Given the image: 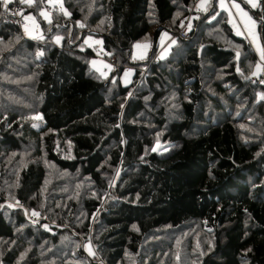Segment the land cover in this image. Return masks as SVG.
<instances>
[{"label": "trees", "instance_id": "1", "mask_svg": "<svg viewBox=\"0 0 264 264\" xmlns=\"http://www.w3.org/2000/svg\"><path fill=\"white\" fill-rule=\"evenodd\" d=\"M51 1L36 39L0 3V264H264V83L218 0Z\"/></svg>", "mask_w": 264, "mask_h": 264}, {"label": "rangeland", "instance_id": "2", "mask_svg": "<svg viewBox=\"0 0 264 264\" xmlns=\"http://www.w3.org/2000/svg\"><path fill=\"white\" fill-rule=\"evenodd\" d=\"M49 3L51 0H45ZM57 1V0H56ZM62 1V0H60ZM11 2L14 1H9L7 5H10ZM17 5V3H14L11 11H10V15L13 19V21L16 23V25L24 32V34L28 37V38H42V30L37 22V20L35 19L34 16L32 15H24V12L26 11V8H20L17 7L16 10L18 8H20V10L18 11V13H23L22 15L19 14V17L21 18H27V26H25L24 28H21L17 22L15 17L11 14V12L13 11V9L15 8V6ZM52 5V4H51ZM252 10H254V8L252 7ZM226 12V11H225ZM227 13V12H226ZM46 14V13H45ZM228 14V13H227ZM24 15V16H23ZM50 14H47V16H49ZM229 16V15H228ZM252 17V14L250 15ZM29 17H31V19H28ZM253 21H255V26H257L256 29H253L250 27L249 30H251V32H249V37L250 40L252 42V44H258L260 43V39H261V35L258 31V27L260 25L259 21L252 17ZM239 21V22H238ZM232 20V24L233 27L235 29V32L242 36V24L244 27H246V24L243 22V20ZM57 38H59V42H61V37H56V41ZM88 42H92L93 45L95 46V53H96V57L89 59L88 64L90 65V67L92 69H95L96 71H98L103 77L108 78L111 76V74L113 73V64L110 62V60L106 57V55L104 54V50L102 48V40L100 39H88ZM150 36L145 38L142 42H138L137 44H135V46L133 47V59H138V60H146L149 57L150 51H151V43H150ZM175 40L174 37L169 34L168 32H164L162 34V37L160 39L159 42V52L157 55V58L159 59H164L168 56L172 46L174 45ZM139 46V47H138ZM264 48V47H263ZM261 49V48H260ZM135 72H136V68H130L127 71H125L122 75H121V81L122 84L125 86H129L131 85V82L135 76ZM87 250L89 252V254L93 257L95 254V250L94 247L92 245H88L87 246Z\"/></svg>", "mask_w": 264, "mask_h": 264}, {"label": "crops", "instance_id": "3", "mask_svg": "<svg viewBox=\"0 0 264 264\" xmlns=\"http://www.w3.org/2000/svg\"><path fill=\"white\" fill-rule=\"evenodd\" d=\"M9 1H17V0H9ZM59 3L61 2L60 0H57ZM52 2V1H51ZM55 2V1H54ZM255 2H257V0H255ZM204 5V7H201V5ZM209 4V0H202L198 3V5L201 8H205L207 5ZM218 4L221 10H224L228 13L230 20H243V22L246 24V27L243 26L242 24V36L246 37L251 45V47H253V49L256 51L258 58H259V72L261 73L263 65L262 62H264V60H261V55H260V51L258 50V47L260 50H264V40L262 37V32H260V30L258 29L260 35H261V39H260V43L258 44H252L250 37H249V32H250V27H252V23L248 20V17L251 18V21H253V18H256L252 13V6L251 3L248 2V0H218ZM221 4L224 5V7H221ZM233 4H238L239 5V9H237L236 7H233ZM251 9V10H250ZM259 4L258 7H255L254 10H259ZM242 10V11H241ZM243 13H247V17H245ZM44 18L47 16V14L42 13ZM252 14V17L250 16ZM49 18V17H48ZM25 19L27 20V18L25 17ZM239 22V21H238ZM249 28V29H248ZM257 26H255L253 29H256ZM260 75V74H259Z\"/></svg>", "mask_w": 264, "mask_h": 264}, {"label": "built area", "instance_id": "4", "mask_svg": "<svg viewBox=\"0 0 264 264\" xmlns=\"http://www.w3.org/2000/svg\"><path fill=\"white\" fill-rule=\"evenodd\" d=\"M18 1V0H17ZM202 1V0H199V2ZM257 3L259 4V7H260V10L262 11V15H263V12H264V0H257ZM34 2L29 4V3H20L18 2V4L15 6V8L13 9V11L11 12V14L15 17L16 19V22L17 24L21 27V28H24L25 26H27L26 24V21H25V18H21L19 17V14H18V11L20 10V8L22 7L23 9L25 7H28V8H31L33 6ZM17 7H20L16 10ZM42 12L43 13H46V14H50L51 13V8L48 4L47 1L43 0V8H42ZM189 26V20H187L185 23H184V26H183V29L181 30L180 32V35L181 37H187L188 36V31H187V28ZM88 47L89 48H93L94 45L92 42H88ZM110 62L113 64L114 66V60H110ZM262 65H263V68H262V71L260 73V75H257V76H253L252 79L259 83V84H263L264 83V62H262ZM116 71V70H115ZM29 217L32 221H34L35 223L38 222L40 220L39 216L38 215H33V212H30L29 213Z\"/></svg>", "mask_w": 264, "mask_h": 264}, {"label": "snow or ice", "instance_id": "5", "mask_svg": "<svg viewBox=\"0 0 264 264\" xmlns=\"http://www.w3.org/2000/svg\"><path fill=\"white\" fill-rule=\"evenodd\" d=\"M18 2H20V3H25V2H26V3L31 4V3H33V0H18ZM248 2L251 3V6H252L253 8L258 7V3L255 2V0H248ZM0 3L3 4V7H4L5 9H7V3H8V0H0ZM201 7H204V5L202 4ZM221 7H224V5L221 4ZM233 7H236L237 9H239V5H238V4H233ZM241 11H242V10H241ZM18 14L22 15L23 13H18ZM242 14H243L245 17H247V13H243V12H242ZM28 19H31V17H29ZM248 20L252 23V27L254 28V27H255V21H251V18H250V17H248ZM250 32H251V30H250ZM238 34H239V33H238ZM57 42H59V38H57ZM138 47H139V46H138ZM258 50L260 51L261 60H264V50H260L259 47H258ZM237 55H239V53H237ZM37 119H41V118H40V117H37ZM33 215H38V213H33Z\"/></svg>", "mask_w": 264, "mask_h": 264}, {"label": "water", "instance_id": "6", "mask_svg": "<svg viewBox=\"0 0 264 264\" xmlns=\"http://www.w3.org/2000/svg\"><path fill=\"white\" fill-rule=\"evenodd\" d=\"M261 32H262V37H263V40H264V12H263V17H262V29H261Z\"/></svg>", "mask_w": 264, "mask_h": 264}]
</instances>
